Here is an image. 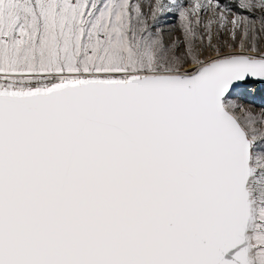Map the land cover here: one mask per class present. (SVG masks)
I'll return each mask as SVG.
<instances>
[{"label":"snow or ice","instance_id":"obj_1","mask_svg":"<svg viewBox=\"0 0 264 264\" xmlns=\"http://www.w3.org/2000/svg\"><path fill=\"white\" fill-rule=\"evenodd\" d=\"M260 85L264 0H0V264H264Z\"/></svg>","mask_w":264,"mask_h":264},{"label":"rangeland","instance_id":"obj_2","mask_svg":"<svg viewBox=\"0 0 264 264\" xmlns=\"http://www.w3.org/2000/svg\"><path fill=\"white\" fill-rule=\"evenodd\" d=\"M139 2L142 3L145 10H147V0H139ZM159 27L162 29L166 41L170 42L174 37H182V33L179 29V20L173 15L163 17ZM256 87L261 93H264V88L259 89L258 86Z\"/></svg>","mask_w":264,"mask_h":264},{"label":"water","instance_id":"obj_3","mask_svg":"<svg viewBox=\"0 0 264 264\" xmlns=\"http://www.w3.org/2000/svg\"><path fill=\"white\" fill-rule=\"evenodd\" d=\"M258 88L259 89H262V88H264V85H260V86H258Z\"/></svg>","mask_w":264,"mask_h":264},{"label":"bare ground","instance_id":"obj_4","mask_svg":"<svg viewBox=\"0 0 264 264\" xmlns=\"http://www.w3.org/2000/svg\"><path fill=\"white\" fill-rule=\"evenodd\" d=\"M256 87V86H255ZM257 88V87H256Z\"/></svg>","mask_w":264,"mask_h":264}]
</instances>
